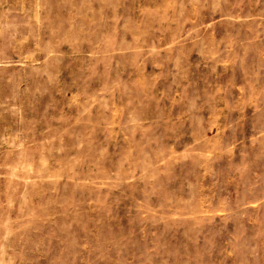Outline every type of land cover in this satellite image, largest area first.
<instances>
[{"label": "rangeland", "instance_id": "obj_1", "mask_svg": "<svg viewBox=\"0 0 264 264\" xmlns=\"http://www.w3.org/2000/svg\"><path fill=\"white\" fill-rule=\"evenodd\" d=\"M0 264H264V0H0Z\"/></svg>", "mask_w": 264, "mask_h": 264}]
</instances>
